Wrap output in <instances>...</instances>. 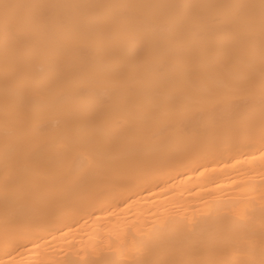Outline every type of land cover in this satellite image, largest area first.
<instances>
[{
  "label": "bare ground",
  "instance_id": "obj_1",
  "mask_svg": "<svg viewBox=\"0 0 264 264\" xmlns=\"http://www.w3.org/2000/svg\"><path fill=\"white\" fill-rule=\"evenodd\" d=\"M0 264H264V0H0Z\"/></svg>",
  "mask_w": 264,
  "mask_h": 264
}]
</instances>
